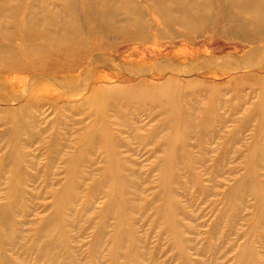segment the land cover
I'll use <instances>...</instances> for the list:
<instances>
[{
  "label": "bare ground",
  "instance_id": "6f19581e",
  "mask_svg": "<svg viewBox=\"0 0 264 264\" xmlns=\"http://www.w3.org/2000/svg\"><path fill=\"white\" fill-rule=\"evenodd\" d=\"M221 39L240 43H222ZM110 40L113 42L112 52H127L121 56V61L134 55L149 54L156 58V66L163 69L161 72L171 71V74L158 80L153 76L138 77L125 83L97 85L75 104L78 107L84 103H102V109L85 112L93 121L80 133L79 147L74 149V144L67 139L62 142L60 133L53 142V149L59 151L65 144L72 150L65 153V179L50 190L54 197L52 211L36 221L38 226L30 222L32 230H39V244L41 241L45 244L38 248L40 257L35 264H44L47 251L56 249L57 243L62 245L60 240L64 241L63 237L59 239L53 236V232L60 229V221L75 213L73 201L80 195V177L92 173L94 168L91 166L96 163L93 156L88 158L87 154L95 152V148L105 153L102 177L115 192L111 207L116 199L128 197L130 172L125 170L126 161L119 150L122 138L113 128L111 117L115 116L118 124L128 126L141 137L144 127L134 124L136 106L149 108L154 118L159 117L148 132H163L156 145L161 153L156 165L162 167L160 178L163 176L162 181L167 185V172L176 177V167L182 163L183 157L191 156L188 157L191 159L189 168L193 170L195 159L187 139H192L193 133L200 131L221 134L223 128L219 125L227 121L220 118L218 126L213 123L218 108L226 104L231 114H237L244 102L234 100L241 97V91L246 87L258 89V100L251 102L249 107L245 106L240 123L230 130L231 135L221 144L223 152L219 151L217 162L221 163L227 149L234 146L236 134L246 130L256 119L254 141L243 156L245 175L234 188L231 187L230 198L233 192L247 189L253 181L258 186L263 184L258 168H264V0H0V102L17 100V97L5 96L3 90L22 88L26 91L32 89L35 80L44 83L42 90L46 94L61 96L51 85L65 88L67 83L72 84L82 76V80H86V74L98 66V62L109 59L104 46ZM131 41L138 45L130 44ZM164 41L171 44L167 52L160 45ZM149 43H152L150 47L147 46ZM257 56L263 59L254 61ZM180 57L189 63L175 64L174 59ZM217 67L222 73L226 69L235 70L234 77L217 82L196 77L181 79L175 75L193 70L213 71L212 74L216 75ZM228 91H232V96L220 102L224 100L222 94ZM201 100L205 101L201 102L203 105ZM23 102L18 106L0 104V120L7 126L0 133L4 142L0 144L3 146L0 155V196L3 199L0 203V264H15L13 234L14 229L22 226L16 222L12 211L17 198L24 194L15 187L25 176L28 155L22 147L26 140L19 139L36 131L40 121L30 110L28 101ZM65 107L69 112L74 111L72 104ZM230 120L235 122L237 119ZM82 162H88L86 170L80 169ZM51 163L53 165V161ZM194 171L195 181H200ZM169 192L172 194L171 189Z\"/></svg>",
  "mask_w": 264,
  "mask_h": 264
},
{
  "label": "rangeland",
  "instance_id": "374dc122",
  "mask_svg": "<svg viewBox=\"0 0 264 264\" xmlns=\"http://www.w3.org/2000/svg\"><path fill=\"white\" fill-rule=\"evenodd\" d=\"M221 41L240 43L237 40ZM112 43L111 40L107 41L104 46L109 59L98 62L99 65L86 74V80H82V76L76 80L77 82L67 83L65 88L57 84L51 85L54 92L61 96L46 94V91L42 90L44 83L38 80L33 84L32 89L36 87L34 90L7 88L2 92L7 97H17V100L3 101L0 102L1 105L18 106L25 103L23 101H28L30 110L40 120L36 131L22 135L19 139L26 140L22 147L28 155L25 176L19 179L15 187L24 194L17 198L16 207L12 210L16 222L22 224L18 230L14 229L13 234L15 264H35L36 259L40 257L38 248L45 245L43 241L39 244L37 236L39 230H32L30 222H34L33 226H38L37 222L52 211L54 197L51 196L50 190L54 186H59L65 179L67 160L65 153L72 150L65 144L60 146L59 151L53 149L56 136L60 133L62 142L67 139L70 144H74V149L79 147L80 133L93 121L85 112L95 108L98 111L102 109V103L97 105L84 103L78 107L75 104L81 102L88 91L97 85L125 83L138 77L153 76L158 80L171 74V71L161 72L163 69L156 66V58L149 54L134 55L128 57L126 61H121V56L127 52H112ZM130 44L138 45L135 41H131ZM151 44L147 46L150 47ZM160 45L164 52L171 49L169 42L164 41ZM262 59V56H257L254 61ZM174 61L178 66L186 65L188 62L182 57L175 58ZM162 62L164 63V59ZM216 70V75L212 74L213 71L197 70L177 72L175 75L181 79L196 77L205 81L226 82L235 74V70L226 69L223 73L219 67ZM81 88L83 90L79 91ZM227 90L225 87V91ZM259 94L258 89L244 88L241 97L234 100L244 102L237 114H231L226 104L218 108L213 123L218 126L220 118L227 121L225 125H219V128H223L221 134L200 131L193 133L192 139H187L195 159L193 170L199 175L200 181H195L193 170L189 168L191 159L188 157L191 156H185L181 160L182 163L176 167L178 175L172 177L168 171L167 185L163 183V176L160 178L162 167L156 165V160L161 155L156 145L159 144L158 140L161 139L163 132H156L157 134L148 132L159 119L157 116L154 118L149 108L137 106L135 108L134 114H137V118L134 119L136 121L134 124L144 127L141 130V137L136 136L128 126L118 124L119 120L112 116V126L119 131L118 135L122 138L119 150L126 161L125 170L127 173L130 172L129 195L125 200L116 199L111 207L112 195L115 192L109 182L102 177L105 153L100 148H95V152L87 154L88 158L93 156L96 160L91 166L94 171L87 177H80L81 186L78 190L80 195L73 201L75 213L67 215L65 220L60 221V229L53 232V236L59 239L62 236L64 241L60 240L63 242L62 245L57 243L56 249L54 247L47 251L43 263L264 264V168H258L259 178L263 184L258 186L253 181L247 189L233 192L230 198L231 187L234 188L245 175L243 156L248 152L250 143L254 141V131L258 123L256 119L250 122L246 130L243 129L234 135V146L227 149L224 153L226 157H221L223 159L221 163L217 162L219 151L223 152L221 144L231 135L230 130L240 123L245 106L249 107L251 102H256ZM231 96L232 91L222 94L224 100L220 102H225V99ZM69 104L74 107L72 113L66 110L68 108L65 106ZM232 117L237 120L231 121L230 119H234ZM6 127L3 120H0V133ZM2 139L0 137V144L2 142L3 145ZM2 145L0 155L3 154ZM84 164L85 162L80 165V169L86 170L88 162ZM170 189L172 194L169 192ZM1 196L0 203L3 202ZM23 244L24 247L21 246Z\"/></svg>",
  "mask_w": 264,
  "mask_h": 264
}]
</instances>
